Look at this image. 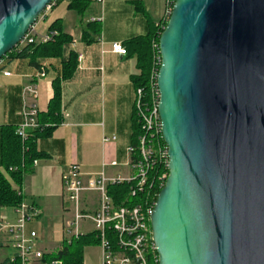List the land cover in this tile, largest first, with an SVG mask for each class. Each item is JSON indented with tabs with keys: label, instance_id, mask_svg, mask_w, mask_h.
Listing matches in <instances>:
<instances>
[{
	"label": "water",
	"instance_id": "obj_1",
	"mask_svg": "<svg viewBox=\"0 0 264 264\" xmlns=\"http://www.w3.org/2000/svg\"><path fill=\"white\" fill-rule=\"evenodd\" d=\"M53 1L0 0V60ZM159 48V264H264V0H174Z\"/></svg>",
	"mask_w": 264,
	"mask_h": 264
},
{
	"label": "crops",
	"instance_id": "obj_2",
	"mask_svg": "<svg viewBox=\"0 0 264 264\" xmlns=\"http://www.w3.org/2000/svg\"><path fill=\"white\" fill-rule=\"evenodd\" d=\"M88 1L89 6L83 14L69 7L71 0L56 1L36 23L38 33L44 34L57 22L62 32L72 38L63 57H39L35 60L47 67V76L38 80L40 113L48 110L54 94L53 81L61 75L63 62L71 52L83 56L78 60L73 76L62 82L63 122L51 136L38 138L37 150L46 156L38 159L33 169L24 175L21 187L24 199L36 203L42 210L36 222L43 227L42 232L39 233L31 223L28 228L37 231L38 245L46 252L60 250L65 239L68 215L63 206L62 176L71 163H79L87 175L103 169L110 175L127 173L136 89L132 77L140 70L135 55L116 54L111 51V43H123L148 34L152 25L163 17L167 0H105L103 4ZM100 16L103 21H95L100 24V30L93 34L94 28L89 27L94 23L91 18ZM86 30L90 31L88 40L84 39ZM4 68L11 75L0 74V168L3 170V127H16L21 122L23 88L36 77L39 66L34 65L31 58L9 57L4 61ZM104 136H115L116 139L104 142ZM112 161H117L118 166H112ZM0 210L2 215L15 221L16 214L11 207ZM46 214H55L57 222H47ZM59 225L63 233L61 239L55 236L57 242L49 243L50 237L54 236L53 226L57 229ZM91 249H97V258L89 252ZM84 264H101L99 245L85 247Z\"/></svg>",
	"mask_w": 264,
	"mask_h": 264
},
{
	"label": "built area",
	"instance_id": "obj_3",
	"mask_svg": "<svg viewBox=\"0 0 264 264\" xmlns=\"http://www.w3.org/2000/svg\"><path fill=\"white\" fill-rule=\"evenodd\" d=\"M95 1L101 4L105 2ZM173 4L174 0L166 1L164 22H168ZM52 5H49L46 11ZM91 21L102 22L103 17H92ZM57 35L56 30L38 33L35 23L18 46L21 48L30 44L46 43ZM154 48L156 55L150 76V97L143 87L135 89L134 105L142 132L137 145L131 144L128 147L127 173L110 175L103 169L87 175L83 172L82 166L74 162L62 176L63 206L68 215L65 220L64 240L71 242L74 237L95 233L100 240L101 264H159L151 216L169 173L164 172L159 177L152 175L156 164H164L163 167L168 169L169 153L163 138L159 114L160 92L157 83L161 66L159 43H155ZM111 51L127 55V49L121 42L111 43ZM82 57L79 55L78 60L80 61ZM4 61L0 60V74L10 76L11 72L4 68ZM46 76L47 67L41 65L36 77L23 88L22 120L15 129V134L22 142L23 153L29 151L27 142L31 133L43 128L39 122L38 80ZM115 139V136L111 138L104 136L103 141ZM37 162L38 160H34V164ZM118 164L117 161L111 162L114 167ZM24 165L23 159L22 168ZM15 170L16 167H10V172ZM157 178L160 188L158 193L154 187ZM125 185H129L127 193L111 190L113 187ZM20 193L23 195L22 189ZM11 208L16 214L15 221L9 220L5 215L0 216V249L10 247L13 254L0 264H63L62 260L44 261L45 254L49 252L39 247L37 231L28 228L32 221L41 217L40 207L34 202L24 200L20 205ZM85 221L92 225L91 230H83Z\"/></svg>",
	"mask_w": 264,
	"mask_h": 264
},
{
	"label": "trees",
	"instance_id": "obj_4",
	"mask_svg": "<svg viewBox=\"0 0 264 264\" xmlns=\"http://www.w3.org/2000/svg\"><path fill=\"white\" fill-rule=\"evenodd\" d=\"M56 1L59 0H54L51 5ZM88 6V0H71L69 3V7L77 10L80 14H83L87 10ZM44 13L45 12H43V14ZM166 25L167 21L164 22L161 19L157 24L152 25L148 34L134 37L123 42L127 49V55H135L137 57V67L140 70V73L132 77L134 86L135 88L143 87L147 91L148 95L150 93V76L156 55L154 44L159 43L160 35ZM91 26L94 28L92 33L97 34L100 30V24L94 22L89 24V27ZM51 30L58 31V35L55 36L53 40L41 44H30L21 48L17 45L2 59L5 60L9 57L31 58V62L40 68L41 65L35 61L36 58L63 57L66 46L71 42L72 38L62 32V29L57 22L51 25L49 31ZM89 33L90 31H85L84 39L88 40ZM93 40L94 38L90 39V41ZM77 66L78 54L71 52L69 58L63 62L61 75L53 81L54 94L50 100L48 110L47 112H42L39 115V122L43 128L31 133L27 142L29 147V151L27 153H23L22 142L15 134L16 127H3L1 166L4 170L0 168V209L3 207L18 206L25 200L24 196L20 193V189L24 181V175L33 169L34 160H38L46 156L45 153L37 150V140L40 137L45 138L51 136L56 127L63 122L61 114L62 82L73 76ZM141 132V125L139 124L136 110L134 108L132 114V145H137L138 137ZM23 159L25 165L22 168ZM163 166L164 164L161 163L156 164L153 169L152 177H159L164 172L169 173V170ZM10 167H16L17 170L10 172ZM154 187L158 193L160 191L158 178L156 179ZM128 189L129 185H125L122 187H113L111 190H118L119 192L122 191L127 193ZM99 243L100 240L95 233L85 234L77 238L74 237L71 242L64 240L60 250L45 254L44 261L49 262L53 260H62L63 264H84L85 247L90 245H99Z\"/></svg>",
	"mask_w": 264,
	"mask_h": 264
},
{
	"label": "rangeland",
	"instance_id": "obj_5",
	"mask_svg": "<svg viewBox=\"0 0 264 264\" xmlns=\"http://www.w3.org/2000/svg\"><path fill=\"white\" fill-rule=\"evenodd\" d=\"M174 5V4H173ZM164 16V15H163ZM162 20H163V17L161 18ZM160 19V20H161ZM83 170V169H82ZM7 175V174H6ZM2 209V208H1ZM2 215V213H1V210H0V216ZM54 215L55 214H49L48 216H47V214H46V216H47V222L48 221H50V222H57V220H55V217H54ZM46 216L44 217V219H46ZM38 221V219L37 220H34V221H32L31 222V225H32V227L34 228V226H35V229L39 232V233H41L42 232V229H43V227H39V225H36V222ZM83 224H84V229L83 230H85V231H88V230H91V228H92V225L89 223V222H87V221H85V222H83ZM31 225H30V227H31ZM31 227V228H32ZM61 232H62V227H61V225H59V226H57V229L53 226V233H54V236H51L50 237V241H49V243H53V242H57V240H55L56 238H55V236H58V238L59 239H61V237H62V235H63V233L61 234ZM64 236H66V233H65V227H64ZM65 238V237H64ZM48 239H49V237H48ZM40 246H42V245H40ZM91 246V245H90ZM96 246V245H95ZM12 250L10 249V248H2V249H0V261L1 260H3V259H5L7 256H9V255H11L12 254ZM89 252H91V254L95 257V258H97V256H98V251H97V249H91V251H89ZM93 257V258H94Z\"/></svg>",
	"mask_w": 264,
	"mask_h": 264
}]
</instances>
